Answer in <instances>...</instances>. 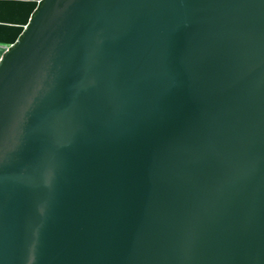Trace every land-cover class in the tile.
I'll return each mask as SVG.
<instances>
[{
	"label": "water",
	"instance_id": "95a60500",
	"mask_svg": "<svg viewBox=\"0 0 264 264\" xmlns=\"http://www.w3.org/2000/svg\"><path fill=\"white\" fill-rule=\"evenodd\" d=\"M0 264H264V0H0Z\"/></svg>",
	"mask_w": 264,
	"mask_h": 264
}]
</instances>
